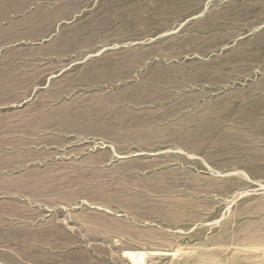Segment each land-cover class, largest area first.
<instances>
[{"label":"rangeland","instance_id":"1","mask_svg":"<svg viewBox=\"0 0 264 264\" xmlns=\"http://www.w3.org/2000/svg\"><path fill=\"white\" fill-rule=\"evenodd\" d=\"M0 264H264V0H0Z\"/></svg>","mask_w":264,"mask_h":264},{"label":"bare ground","instance_id":"2","mask_svg":"<svg viewBox=\"0 0 264 264\" xmlns=\"http://www.w3.org/2000/svg\"><path fill=\"white\" fill-rule=\"evenodd\" d=\"M140 255H141V254H140ZM132 256H133V255H132ZM132 256H131V257H132ZM138 256H139V255H138Z\"/></svg>","mask_w":264,"mask_h":264}]
</instances>
